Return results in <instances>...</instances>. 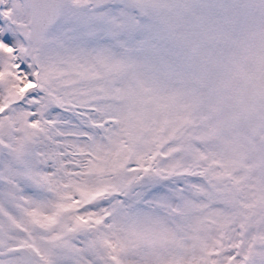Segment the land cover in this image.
I'll return each mask as SVG.
<instances>
[{"label":"snow or ice","instance_id":"6c2138e0","mask_svg":"<svg viewBox=\"0 0 264 264\" xmlns=\"http://www.w3.org/2000/svg\"><path fill=\"white\" fill-rule=\"evenodd\" d=\"M0 264H264V0H0Z\"/></svg>","mask_w":264,"mask_h":264}]
</instances>
